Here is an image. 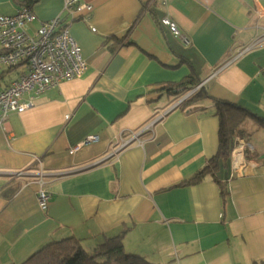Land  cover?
I'll return each instance as SVG.
<instances>
[{
    "label": "crops",
    "instance_id": "obj_1",
    "mask_svg": "<svg viewBox=\"0 0 264 264\" xmlns=\"http://www.w3.org/2000/svg\"><path fill=\"white\" fill-rule=\"evenodd\" d=\"M78 1L91 9L72 18L63 0L30 7L31 29L60 15L86 70L0 126V264L67 237L92 252L121 233L126 253L153 264H264V42L253 43L264 0ZM8 2L0 14L19 7ZM19 71L0 66V90ZM190 73L211 97L252 114L219 182H186L216 155L219 130L210 99L182 109L185 94L163 89ZM89 135L98 139L72 151Z\"/></svg>",
    "mask_w": 264,
    "mask_h": 264
},
{
    "label": "built area",
    "instance_id": "obj_2",
    "mask_svg": "<svg viewBox=\"0 0 264 264\" xmlns=\"http://www.w3.org/2000/svg\"><path fill=\"white\" fill-rule=\"evenodd\" d=\"M90 9L91 5L78 0H63V10L71 18L74 12ZM34 19L33 10L24 5L19 6L13 14H0V66L20 70L18 76L0 90V126L7 121L10 112L19 113L30 108L35 95L64 80L79 78L86 70L81 48L60 15L42 21L37 28L31 29ZM160 23L183 43H189L188 37L180 32L175 21L164 16ZM255 41V45L263 43L264 33L257 36ZM197 88L188 91L183 99ZM25 93H29L30 97L24 101L22 96ZM97 139L96 135H89L74 145L72 151L84 149ZM126 144L121 143L118 149ZM234 167H237V163H234ZM49 196L45 189L38 190L37 201L41 209H46Z\"/></svg>",
    "mask_w": 264,
    "mask_h": 264
},
{
    "label": "trees",
    "instance_id": "obj_3",
    "mask_svg": "<svg viewBox=\"0 0 264 264\" xmlns=\"http://www.w3.org/2000/svg\"><path fill=\"white\" fill-rule=\"evenodd\" d=\"M19 6H33L38 0H13ZM11 69V68H10ZM200 83L192 73L182 80L167 84L163 87L167 93L177 96L192 90ZM202 99H210L213 103L214 113L219 119L218 150L214 157L186 180L194 183L205 175H211L216 181L218 171L224 166L230 154L232 138L237 133L238 127L244 118L252 115L246 108L229 101L211 97L204 86L197 88L190 96L180 103L184 109L197 104ZM262 120V119H258ZM222 194L224 192L222 191ZM14 264V263H13ZM18 264H153L142 256L126 253L122 244V233L107 237L92 252H87L80 241L74 237H67L51 241L43 245L39 250L30 255L26 260Z\"/></svg>",
    "mask_w": 264,
    "mask_h": 264
},
{
    "label": "rangeland",
    "instance_id": "obj_4",
    "mask_svg": "<svg viewBox=\"0 0 264 264\" xmlns=\"http://www.w3.org/2000/svg\"><path fill=\"white\" fill-rule=\"evenodd\" d=\"M11 4L8 2V0H4L2 3H0V12H4L5 9H8ZM16 11V10H15ZM187 93V92H186ZM185 93V94H186ZM184 95V94H183Z\"/></svg>",
    "mask_w": 264,
    "mask_h": 264
},
{
    "label": "water",
    "instance_id": "obj_5",
    "mask_svg": "<svg viewBox=\"0 0 264 264\" xmlns=\"http://www.w3.org/2000/svg\"><path fill=\"white\" fill-rule=\"evenodd\" d=\"M184 98V97H183Z\"/></svg>",
    "mask_w": 264,
    "mask_h": 264
}]
</instances>
